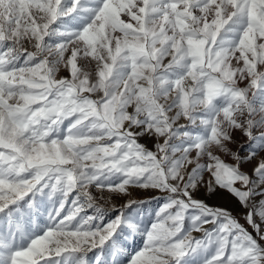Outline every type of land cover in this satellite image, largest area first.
Listing matches in <instances>:
<instances>
[{"label":"snow or ice","instance_id":"1","mask_svg":"<svg viewBox=\"0 0 264 264\" xmlns=\"http://www.w3.org/2000/svg\"><path fill=\"white\" fill-rule=\"evenodd\" d=\"M0 264H264V0H0Z\"/></svg>","mask_w":264,"mask_h":264}]
</instances>
